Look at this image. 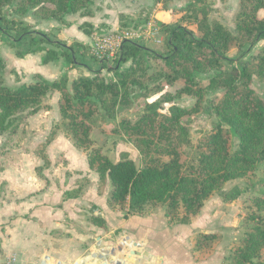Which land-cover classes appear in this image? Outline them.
<instances>
[{
  "label": "trees",
  "instance_id": "1",
  "mask_svg": "<svg viewBox=\"0 0 264 264\" xmlns=\"http://www.w3.org/2000/svg\"><path fill=\"white\" fill-rule=\"evenodd\" d=\"M201 2L193 0L181 9L179 21L165 27L169 56L163 57L127 41L114 61L117 68L109 70L114 73L112 79H105L98 71L89 77L73 79L68 87L67 76L53 82L36 76L28 84L9 88L1 84L0 77V135H14L28 117L50 110L49 99L58 94L57 105L66 135L76 148L87 151L89 170L100 181L107 179L110 183L107 200L110 209L119 208L125 211L126 217L145 216L152 207L162 205L168 225L191 224L204 203L226 183L245 178L259 164H264V98L257 96L252 86L254 78L264 83V0H240L236 36L216 22L210 24L209 9ZM89 6L90 0H0V45L9 42L6 29L14 30L16 25L4 17L6 7H12L18 17L32 12L40 22H45L62 21L66 16L86 11ZM20 36L14 39L17 45L30 38L33 44L39 41L40 46L25 54L16 53L19 58L40 52L44 53L43 65L59 57L67 60L68 70L81 65L77 55L83 45L54 43L62 51L58 54L42 46L53 43L48 34L22 31ZM259 42L263 43L262 49L247 61L227 57L233 43L237 52H241ZM149 57L164 62L168 86L178 83L181 86L177 95H167L163 102L169 104L186 95L196 98V104L191 111L171 105L161 113V106L152 101L147 103L138 121L122 119L119 122L117 130L133 142L144 159L143 167L137 169L130 160L113 163L100 149H90V121L100 111L108 119H115L117 108L132 105L136 89L146 87V58ZM126 64L130 66L123 68ZM227 66L231 69L227 70ZM4 68L5 62L0 57V72ZM211 73L214 75L208 87L198 84L199 75ZM206 90L222 93L221 98L210 102L217 123L207 138L205 151L185 168L181 160L190 138L184 126L186 117L199 112ZM234 138L238 140L236 150H232ZM83 192L84 187L78 186L64 193L63 201L76 199ZM255 203L259 211L264 208V194ZM248 222L250 227L243 238L230 248V264H264L260 255L264 249V217L253 213ZM90 223L105 227L102 215L92 216ZM220 239L216 233L196 232L192 255L207 253Z\"/></svg>",
  "mask_w": 264,
  "mask_h": 264
},
{
  "label": "rangeland",
  "instance_id": "2",
  "mask_svg": "<svg viewBox=\"0 0 264 264\" xmlns=\"http://www.w3.org/2000/svg\"><path fill=\"white\" fill-rule=\"evenodd\" d=\"M192 1L193 0H162L160 3H156L154 0H90L89 8L86 11H80L74 14L75 17H77V14H80L82 17L90 16L92 10L94 13L96 12L95 6L97 7V5H100L98 9L100 10L101 7H103V10L101 13H95L96 17L93 19L100 25L102 23H106V25L104 28L98 29L95 32L87 23H82L80 25L79 28L87 36L91 37L92 43L90 46L83 45V48H79L77 55L78 62L80 64L88 62L94 63L98 66V70L94 72H102L104 78L108 80L114 77L113 71L109 70L117 68L114 61L120 56L121 47L127 40L136 45L147 47L151 52L157 53L163 57L169 56L170 49L166 46L168 34L166 33L167 30L165 27L169 24H174L177 20L179 21V18L183 14L181 9H185ZM201 4L209 9L208 20L210 24L216 22L226 28L231 35H237L235 22L240 12V0H202ZM113 10L115 12V17L112 18L110 12ZM104 11H108L106 14L108 16L105 18L102 16V14L105 15ZM3 15L9 21L13 20L16 25L13 26L14 30L9 28L6 29L8 32L7 34L10 36L9 42L0 45V57L5 62V68L0 72L1 84L9 88H15L24 85L21 84V79L25 80L28 77L31 78V75L34 74H43L44 65H42L39 60L37 61V59H39V57L42 58L44 53H32L29 54L28 57H25V59L16 56V53L25 54L31 50H35L40 46L39 41L33 44V40L27 38L17 45L14 40L15 38L18 40V38L21 37L22 31H37L34 25H37L39 20L33 16L32 12L18 17L13 14L12 7H6ZM64 19L55 22H63ZM106 27L108 28L106 29ZM42 34H48L50 40L53 42L51 44H43L42 46L45 47V49L53 50L58 54L62 52L58 46L54 44L66 42L62 40L60 34L55 31ZM125 34H131L132 36L125 39ZM108 35H117L122 37L123 40H120V43H116V47H119V49L113 58L101 60V57L96 52V40ZM66 43L70 44L71 42L67 41ZM232 45L233 47L227 57L234 60L237 58H244V61L246 59L249 60L253 53L263 47V43L259 42L249 47L248 50L243 49L241 52H237L235 43ZM60 58L68 64L65 58L59 57L58 59ZM146 60L148 75L145 83L146 87L145 89H136L137 93L131 98L132 105L130 107H123L119 110H117V108L115 119H108L104 113L100 111V113L96 114L90 121L92 126L90 134L92 145L90 149H100L101 153L107 156L113 163L120 160H130L135 164L137 169L143 167L144 159L133 142L124 136L123 133L120 132L121 130H117L119 122L122 119H128L131 122L138 121L144 114L147 103L152 101H156L161 106L159 107V112L161 113H165L171 105H176L187 111H191L194 110L196 104V98L186 95L176 98L169 104L164 103L163 100L167 95H177L181 86L179 83L172 87L168 86V80L166 78L168 69L164 67V62L150 57L146 58ZM129 64L124 65L123 68L129 67ZM230 69L231 66H227V70ZM16 71L22 75L17 74ZM213 75V73L199 75L197 78V82L199 81L198 84L202 87H208L209 81ZM63 76H67L66 73ZM48 80L46 79V81ZM252 86L257 96L264 98V83L254 78ZM221 95L222 93L219 90L204 91V98L199 105V112L186 117L187 123L184 126L189 130L190 138L189 144L183 148L181 161L185 168L194 164L201 153L205 151L207 138L213 132L214 124L217 123V117L214 115V110L210 102L221 98ZM56 99L58 101V98L53 94L49 99V104L51 106L50 110H41L37 114L28 117L26 122L20 125L16 134L0 135V190L3 191L6 186V181L9 184L12 183L13 177L10 172L11 169H20L23 170L27 176L30 174L31 176L36 175V177L39 178L44 177L42 172L51 169L52 179L58 181L62 178L69 179V176L73 175L71 168L81 166V164L76 165L75 162H72L74 165L69 166L65 156L57 155V152H63L69 156H74L76 155L75 152H77V154H79L77 156L78 158L73 157V161L77 160L79 163V157L81 155L86 157L87 151L76 148L71 139L66 135L64 122H62L60 118H56L59 114V110H57L58 107L56 106ZM53 105L56 108L55 111L52 109ZM55 119L58 122H55ZM59 133L63 134L67 139L63 140V138H61V140L55 141ZM48 140L49 142L45 145ZM237 146L238 140L234 138L232 140V150H236ZM51 152L54 153L53 155L55 158L51 157ZM75 175H78V173L75 172ZM70 178L78 180L75 182V188L69 191L76 189L78 186H83L84 190L86 189L88 184L86 178L80 179L74 177V175ZM97 185H99L100 191L108 190L109 182L105 179L98 182ZM263 194L264 164H259L254 170L250 171L245 178L228 182L220 191L214 193V195L204 203L198 217L193 220L195 221L194 226L192 224L193 221L191 223L192 225L178 226L180 224H173L168 226H178L176 229L186 228V233L193 229L195 231L200 230V232L216 233L220 235L221 239L213 245L210 251L202 255L195 254L194 258H197L199 262L206 258H210L212 255H218V257L223 260V264H230V248L234 243H237L243 238L250 227V223H247L249 216L253 213H257L264 217V208L259 211L255 203ZM91 209H93V207ZM112 210L119 211L122 213L121 215L123 217H126L125 211L119 208ZM148 215L164 216V206L156 205L152 207L147 211L145 216ZM192 239L193 236H191V244ZM188 241H190V238H188ZM260 255L261 260H264V249L261 251Z\"/></svg>",
  "mask_w": 264,
  "mask_h": 264
},
{
  "label": "crops",
  "instance_id": "3",
  "mask_svg": "<svg viewBox=\"0 0 264 264\" xmlns=\"http://www.w3.org/2000/svg\"><path fill=\"white\" fill-rule=\"evenodd\" d=\"M99 7L95 6V13H101L103 7L100 10ZM114 10L110 12L112 18L115 17ZM107 12L102 14L104 18L108 16ZM95 13L92 10V14L87 17L71 15L63 22L39 21L34 26L35 30L42 33L55 31L63 41L90 46L91 37L79 27L87 23L94 32L104 28L106 23L100 25L93 19ZM25 57L28 55L23 59ZM41 59L39 57L37 61L41 63ZM66 66L60 58L44 65L42 75L34 74L31 75L32 79H21V84L32 82L36 76L53 82L66 73L70 85L73 79L89 77L98 70V66L91 62L69 70ZM17 74L22 75L19 72ZM54 95L58 98V94ZM52 109L55 111L54 105ZM57 116L60 118L59 114ZM54 121L58 122L56 119ZM61 138L67 139L59 133L55 141ZM75 153L69 156L57 152V155L65 156L69 166L74 165L72 162L81 164L80 167L71 168V172L74 177L88 180L86 189L76 199H62L64 193L75 188L78 179L70 178L73 175L69 179L56 181L52 179L51 169L42 172L43 178L30 174L27 176L20 169L10 170L12 183L6 181L3 191L0 190V263L13 258L15 264H223L218 255L199 262L194 258L191 236L200 230L192 229L186 233L185 227L176 229L181 225L168 226L164 216L125 218L121 212L110 209L107 204L110 183L108 190L100 191L97 185L100 179L89 170L87 158L81 155L79 163L73 161V157L79 155ZM53 154L51 152V157L55 158ZM96 215H102L104 228L90 223V218Z\"/></svg>",
  "mask_w": 264,
  "mask_h": 264
},
{
  "label": "built area",
  "instance_id": "4",
  "mask_svg": "<svg viewBox=\"0 0 264 264\" xmlns=\"http://www.w3.org/2000/svg\"><path fill=\"white\" fill-rule=\"evenodd\" d=\"M131 36V34H125V39H128ZM120 40H123V38L117 35L103 36L96 40V52L101 57V60L114 57L119 49V47H116V43H120ZM0 264H15V262L13 258H9Z\"/></svg>",
  "mask_w": 264,
  "mask_h": 264
}]
</instances>
